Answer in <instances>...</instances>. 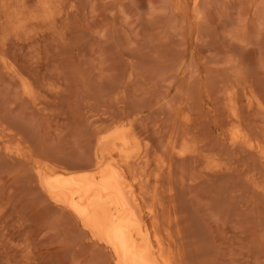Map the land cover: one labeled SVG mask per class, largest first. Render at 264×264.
Segmentation results:
<instances>
[{
	"label": "rangeland",
	"instance_id": "374dc122",
	"mask_svg": "<svg viewBox=\"0 0 264 264\" xmlns=\"http://www.w3.org/2000/svg\"><path fill=\"white\" fill-rule=\"evenodd\" d=\"M1 1L0 264H113L36 167L90 165L95 126L120 111L156 145L180 107L225 152L224 207L189 197L202 260L264 264V0Z\"/></svg>",
	"mask_w": 264,
	"mask_h": 264
},
{
	"label": "bare ground",
	"instance_id": "6f19581e",
	"mask_svg": "<svg viewBox=\"0 0 264 264\" xmlns=\"http://www.w3.org/2000/svg\"><path fill=\"white\" fill-rule=\"evenodd\" d=\"M191 109L170 112L156 145L147 127L128 124L120 111L96 121L90 165L78 172L36 167L48 200L104 247L113 264L208 262L199 211L189 197L203 190L224 207L227 169L223 146L214 153L208 123ZM244 137L238 142L245 144Z\"/></svg>",
	"mask_w": 264,
	"mask_h": 264
}]
</instances>
